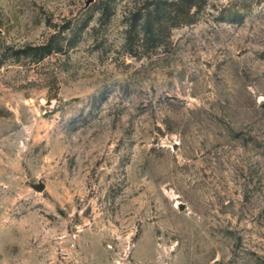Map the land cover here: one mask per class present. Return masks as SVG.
Returning <instances> with one entry per match:
<instances>
[{"label":"rangeland","instance_id":"rangeland-1","mask_svg":"<svg viewBox=\"0 0 264 264\" xmlns=\"http://www.w3.org/2000/svg\"><path fill=\"white\" fill-rule=\"evenodd\" d=\"M0 264H264V0H0Z\"/></svg>","mask_w":264,"mask_h":264},{"label":"water","instance_id":"water-1","mask_svg":"<svg viewBox=\"0 0 264 264\" xmlns=\"http://www.w3.org/2000/svg\"><path fill=\"white\" fill-rule=\"evenodd\" d=\"M39 190H43L44 189V185L41 184L39 187H38Z\"/></svg>","mask_w":264,"mask_h":264}]
</instances>
